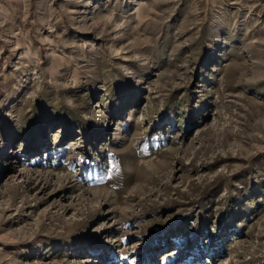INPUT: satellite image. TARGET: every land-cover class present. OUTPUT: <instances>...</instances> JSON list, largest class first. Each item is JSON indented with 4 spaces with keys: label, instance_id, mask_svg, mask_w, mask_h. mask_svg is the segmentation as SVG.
I'll return each mask as SVG.
<instances>
[{
    "label": "rangeland",
    "instance_id": "374dc122",
    "mask_svg": "<svg viewBox=\"0 0 264 264\" xmlns=\"http://www.w3.org/2000/svg\"><path fill=\"white\" fill-rule=\"evenodd\" d=\"M0 264H264V0H0Z\"/></svg>",
    "mask_w": 264,
    "mask_h": 264
}]
</instances>
